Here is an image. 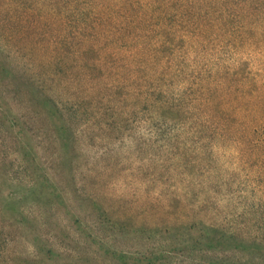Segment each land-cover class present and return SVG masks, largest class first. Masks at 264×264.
<instances>
[{"label": "trees", "instance_id": "obj_1", "mask_svg": "<svg viewBox=\"0 0 264 264\" xmlns=\"http://www.w3.org/2000/svg\"><path fill=\"white\" fill-rule=\"evenodd\" d=\"M37 5L41 10H31L28 28L14 26L13 39L22 34L37 51L33 63L41 61L47 77L37 74L35 64L31 75L0 57V121L50 124L39 132L55 151L45 164L30 160L57 202L44 201L46 193L33 189L15 211L0 204V264H264L260 235L207 217L191 218L193 212L180 215L176 199L153 219L136 217L111 205L101 191L77 185L75 173L82 159L76 155L78 137L87 126L82 119L105 120L107 109L90 114L98 106L122 103L128 108L114 121H130L145 108V121L156 127L158 139L180 151L170 170L162 160V175L193 177L206 166L221 172L211 150L229 147L264 194V66L254 73L243 63L233 67L207 56L216 39L224 44L223 54L237 48L264 52V0H38ZM50 81L62 84L60 97ZM84 102L89 108H82ZM26 140L20 134L14 145L21 155L33 156ZM190 141L200 143L195 161ZM52 171L68 174L74 191L53 179ZM211 189L205 204L212 203ZM192 190L188 186L186 193ZM24 203L37 213L24 211ZM61 207L64 219L57 216ZM49 227L55 229L43 234ZM16 242L34 250L12 252Z\"/></svg>", "mask_w": 264, "mask_h": 264}, {"label": "rangeland", "instance_id": "obj_2", "mask_svg": "<svg viewBox=\"0 0 264 264\" xmlns=\"http://www.w3.org/2000/svg\"><path fill=\"white\" fill-rule=\"evenodd\" d=\"M37 3L38 0H0V57L9 58L13 66L16 65L30 74L34 73L35 64L37 74H42L40 76L44 77L45 70L39 68V65H42L41 61L33 63L32 52L33 56L37 57V51H31L27 43L23 41L22 34L18 41L13 39L14 26L20 24L28 28L34 19L31 10H41V6ZM16 5H20L18 11L14 8ZM38 37L39 41L44 43L43 33ZM221 45L224 44L220 42V39L214 40L211 52L207 55H213L212 59H215L216 63L223 61L233 67L243 63L245 67L253 69L254 73L263 69L264 52L261 47L258 49L237 48L236 53L223 54L225 51L222 50ZM49 86L53 91L55 90V97H60L58 94L62 92V84L56 86L53 81H50ZM66 91L71 92V87H67ZM10 93L12 92L8 89L6 94L13 104ZM85 93V90L82 91V97H86ZM83 107L89 108V104L86 105L84 102ZM126 108H128L127 105L121 103L114 107L110 106L109 109V105L106 104L104 107H96L90 114L92 116L100 109H107L106 111L109 112L105 120H89L90 117L82 119V125L87 124V126L82 128L83 133L78 137L77 142L76 155L82 156L77 169L75 167L77 185L84 182L88 190L96 193L98 190L101 191L110 196L107 202L112 201L111 205L123 206L124 209L121 210H127L136 217L153 219L159 208L169 206L173 202L171 200H177L180 203L177 206V213L180 212V215L184 212L187 215L193 212L191 218L207 217L228 228L237 227L253 237L258 235L264 237V194L260 192L259 187H253L249 179L250 169L243 168L238 162L237 155L228 150L229 147H217L211 150L213 159L219 163L221 172L210 171L206 166L193 177L187 174L164 173L162 175L161 170L159 171L162 160L166 159V165L170 170L175 155L180 151L169 150L170 148L165 147L166 142L158 139L156 127L145 121L147 119L144 116L145 108L133 115L130 121H114ZM49 126L47 121H18L15 124L0 121L2 177L0 204L4 206V211L9 212L11 209L15 211L14 205L22 207L24 200L22 197L33 189L36 191L40 189L44 194L47 192L44 184L45 177L39 174L36 164L30 159L34 158L45 164L55 151V148L49 144V138L39 132L40 129L44 132L43 129L47 130ZM20 134H23L27 138V143L32 145L33 156L26 157L24 153L21 155L20 149L14 145L16 137ZM190 143L187 144V147L191 146L193 149L190 160H194L198 158L200 143L198 141H190ZM206 143L211 142L206 141ZM47 167L50 168V165L47 164ZM91 167L95 169V171L92 169L93 175L88 173ZM51 173L53 179L56 178L62 183L68 192L74 191L76 184L67 181L68 174L64 175L63 172L56 173V171ZM32 175L36 179L35 184L32 183ZM188 186L193 187V190L187 194ZM210 188L215 194H213L212 203L205 204L207 191L212 194L208 190ZM45 199L47 200L44 201L57 202L55 197L48 196L47 193ZM24 204L27 207L24 211L37 213V207L30 206L29 203ZM4 211L3 214H5ZM64 215H66V208H58L57 216L64 219ZM13 217L20 219L18 213H15ZM51 229L49 227L43 234H51L55 228L51 227ZM15 244L10 248L12 252L29 253V250H34L32 245L25 242Z\"/></svg>", "mask_w": 264, "mask_h": 264}]
</instances>
